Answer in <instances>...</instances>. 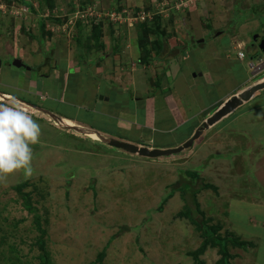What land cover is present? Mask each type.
<instances>
[{
  "label": "rangeland",
  "instance_id": "rangeland-1",
  "mask_svg": "<svg viewBox=\"0 0 264 264\" xmlns=\"http://www.w3.org/2000/svg\"><path fill=\"white\" fill-rule=\"evenodd\" d=\"M28 1L30 5L0 0V105L26 108L41 126L40 141L32 145V175L18 170L0 178V225H15L28 237L25 242L22 235L11 240L18 251L10 249L9 242L0 245V264L40 262L39 247H32L38 234L24 231L32 225L33 213L24 209L15 189L23 182V191L30 193L49 231L51 264H91L105 248L104 264H199L192 254L200 248L201 264H225L219 246L205 245L198 225L179 214L184 209L179 191L163 210L158 208L180 170L199 166L212 153L231 152L230 159L215 155L206 169H200V176L217 187L203 191L201 208L211 224L220 227L219 236L244 242H228L230 264H264V97L245 103L223 123L205 130L192 148L176 155L144 157L93 137L97 131L118 139L125 134L136 141L141 130L131 123L135 116L123 110V102L131 108L134 97L146 92L140 89L143 82L156 95L153 104H164L159 84L165 89L167 68L196 66L186 56V46L201 58L209 55L212 40L221 42L223 33L234 34L235 40L243 29L257 28L264 10L253 6L263 0H93L85 19L75 16L79 6L76 9L69 0H54V6ZM80 2V10L92 4ZM240 2L248 9H240ZM251 50L259 62L246 66L249 72L252 68V82H258L264 78V43ZM105 61L115 66L106 69L107 78L125 94L112 91L106 109L99 110L93 97L78 96L82 85L72 71L88 64L101 83L96 91L104 92L114 86L107 87V80L96 75L99 67H107ZM197 61L207 73L208 62ZM233 76L205 100L222 96L239 79ZM152 106L150 115L155 111ZM162 113L157 109L147 122L160 138L152 141L142 132L139 145L164 142L163 136L171 141L180 138L175 136L187 126L162 128L163 117L158 116ZM61 118L75 125L63 124ZM4 234L0 232V237Z\"/></svg>",
  "mask_w": 264,
  "mask_h": 264
},
{
  "label": "crops",
  "instance_id": "crops-1",
  "mask_svg": "<svg viewBox=\"0 0 264 264\" xmlns=\"http://www.w3.org/2000/svg\"><path fill=\"white\" fill-rule=\"evenodd\" d=\"M69 1H70V3H78L79 4V2L81 0H69ZM91 2L94 4L93 0H91ZM241 2L238 5L240 7V9H248V7H245V6L242 7ZM253 7L255 9H258L257 11H259V12L264 10V0L260 5H256V7L255 6H253ZM254 14H256V13H254ZM238 19H239V17H238ZM242 19H244V18H242ZM242 19H241V21H242ZM244 22L245 21H243L241 23H244ZM256 27L257 28H254V29H243L244 32H242V35H240V33H239V35H235V37H236L235 40H233L234 34L228 35L226 33H223L224 35H222V37L220 36L221 37L220 43H218L215 40L216 38L214 40H212L213 42L210 45H207V44L209 42H211V40L208 41V43L206 45L208 46L210 53L208 56L203 55L201 58H200V55L198 57V56H196V53H193V51H195V50L192 49L193 47L191 45L186 46L185 49H187V50L189 49V51H187V53H186L187 54L186 56L187 57L191 56V60L195 62L194 65L196 64L197 67L195 66L193 68V70H191L189 67H188V69L182 70V67L180 65H176L177 68H171L173 74H172V72H170L171 71L170 66L167 68V72H165L164 77H168L169 80H167L166 84H164L165 89H164V86H161L159 84L160 94L164 95L163 97L165 98V101H164L165 103L160 104V106H156L157 103L153 104L152 99H155L156 95L151 90L150 91L147 90V87L146 86L144 87L145 84L142 82L140 89H142L141 91H146L145 94H143L140 97H136V98L134 97L133 103L131 104V108H130V106H128V108L127 107L125 108V106H124L126 104L125 102H123L124 105L122 104V108L124 111L130 110L129 115L135 116L134 118H132L131 123L135 122L136 125L139 124L137 126L141 130L140 134L138 135V139L136 141L135 140L129 141V139H127L128 137L125 134H121L120 138H122V140H126L129 142H133V143L138 144V142L140 141L139 138H141L143 136L142 132H147L148 133L147 135L149 137H151L152 141H154L153 138L156 137L157 135H155L152 131H150V127L147 125V122H148V118L151 117V115H155L156 110L158 109V111L163 110V113L161 115H158V116L163 117L159 123V124H161L162 128L170 127V129H172L174 127L175 123L181 125V127L183 125L187 126V127H185L184 130H182L178 135L175 136V137L180 136V138L178 140L171 141L170 138L163 136L164 142H156V144L150 143L149 147L170 148V147L179 146L180 144H183L185 141H187L195 133L197 128L207 118H209L211 115H213V113L216 112L231 96H233L234 94L240 92L241 90L253 85L256 82V81L252 82V79H251L252 78V74H251L252 68H249L250 69V72H249L246 65H251L253 62H259L258 56H257V54H255L256 52L255 51L252 52V50H251L253 48H256L255 44L252 43L251 35L257 31L258 32L264 31V18H262V22L258 23V25ZM247 35H249V38L247 37ZM241 39H245L246 44L249 45V49H250L249 50V56L252 57L251 59H249V57L246 53H245L244 57H240L238 55L239 52H243V51L246 52L245 47L242 49L240 48V47H242L241 43H243V41ZM230 42H232V44H230ZM229 44H230V46H229ZM167 50L168 49L166 48V51ZM162 52H164V51H162ZM85 56H91V55H85ZM204 59H205V61H202V62H208V64H209V67L206 68L207 73H205L204 71H202L198 68L200 65H199L197 60H204ZM105 63H108V62L105 61ZM105 65H107V67L106 66L99 67V71L97 72L96 75L98 77H102V79H105V81L107 80L106 81L108 84L107 87L112 86V85H114V86H112L111 89L104 90V92L96 91V87H100L101 83L100 82L98 83V79L93 76L94 72H92V69H90L91 67H88V64L85 65L84 63H81V65L79 66V70L77 69L74 72L72 71V74L77 76L78 79L80 77V81H81V85H82L81 90H80L81 94H79L80 93V91H79L78 96L81 95V97H82V96L86 95V96L91 97V98L93 97L92 99H95V102H93V103L96 104L97 106L99 105V107H100L99 110H103V109L105 110L106 109L105 105H107V103L111 101L110 100L111 99L110 94H112V91H114V93H116V96L119 95V93H121V92L123 94H125L123 89L121 91L116 89L115 88L116 83L113 82V84H112L110 81L111 79L110 78L108 79L107 75L105 74L106 69L110 70L112 68H115L113 63L112 64L108 63ZM109 66L112 68H109ZM103 68H104V70H103ZM197 68H198V71H197ZM231 69L234 70V71H232V74L229 73V71H228ZM77 71L81 72L80 76H78ZM200 71H202V72L200 74H198ZM192 72H195V76H192ZM61 73L63 74L62 70L59 72L60 78L62 79ZM237 75L239 76V79L234 84L228 85V87H226V91H224L225 93L222 96L217 95V97H215V99L210 98L208 100H205V98L211 97V95H212L211 90H213V91L216 90L218 87L224 85V82L227 81L228 79H230L231 76H233V78H235V77H237ZM91 81H94L96 86L95 85L90 86ZM85 84H88L89 88ZM102 86H103V84H102ZM172 86H173V90H172ZM136 89H139V88L136 87ZM131 90L135 91V90H133V88ZM55 91L58 93L60 91V89L55 88ZM157 91L158 90H156V93H157ZM199 92H201L200 94H201L202 98H201L200 94H199V97L198 96L194 97V95L199 93ZM67 95L69 96V99H71L70 94L68 93ZM100 95H103L104 98L101 99ZM191 96H193V98ZM262 97H264V88L262 90H260L251 100H253L255 98H257V99L262 98ZM87 98H83V100H86ZM91 98H88V99L92 101ZM51 102H55V101L53 100ZM68 103L71 104L70 102H68ZM87 104H88V102H87ZM152 105H154L155 111H153V113L150 115V110L153 109ZM49 106H51V105L49 104ZM134 112H135V114H133ZM231 115H232V113L230 115H228L226 118L228 119V117H230ZM158 116H156V117H158ZM105 118L110 119V117L108 115H105ZM114 118H115L114 116H111L110 121L112 123H114L113 122ZM223 119L221 121H219L218 123H223L222 122ZM166 123H172V125H168ZM217 124H215V125H217ZM112 135L113 134H111L110 136H112ZM156 138H160V137L157 136ZM150 142H151V140H150ZM145 145H147V144H145Z\"/></svg>",
  "mask_w": 264,
  "mask_h": 264
},
{
  "label": "trees",
  "instance_id": "trees-1",
  "mask_svg": "<svg viewBox=\"0 0 264 264\" xmlns=\"http://www.w3.org/2000/svg\"><path fill=\"white\" fill-rule=\"evenodd\" d=\"M25 3L30 5L28 0H24ZM31 1V0H30ZM91 2V0H88ZM242 1V0H241ZM41 2L47 6H54V0H41ZM33 9V7H31ZM43 21V20H42ZM41 21V22H42ZM145 45H143V49ZM50 61V60H49ZM217 155L218 158H231L233 153H212L210 154L206 160L202 161L199 166L195 168H190L188 170H180L179 178L169 187L171 190L169 191L168 196L163 199V202L160 204L158 210H163L167 201L174 196V194L179 191L181 193V197L184 200V209L179 212V214L185 216L188 220H190L193 224L196 223L198 227L202 230V234L205 237V245H209L210 243L219 246L223 258L225 259V264H230L229 259L232 256L228 250V242L236 243L237 245L244 244V242H236V240L231 239L228 235L224 237L219 236V226H214L211 224L212 221L206 218V210L202 209V202L200 201L201 194L203 191H207L208 189L217 190V187L207 182L203 177L200 176L199 172L200 169L204 170L208 167L209 161L215 158L214 156ZM200 183L198 184V181ZM26 185L25 182L20 183L16 186V191L20 194L22 203L24 205V209L28 210L30 213H33V222L32 225L25 226V230L27 232L35 231L38 236H36V241L32 242L33 245H37L40 249L39 260L38 264H51V260H54V254L51 253L50 247L48 246V229L45 227L43 218L41 216V212L38 210L36 206L33 205L30 197V193L23 191L24 186ZM1 214V213H0ZM6 226V227H5ZM2 226L0 225V232H4L5 236L0 237V245L3 243L9 242L11 244L10 249L18 251V244L11 243L13 239L15 242V237H20L22 235L21 241L25 242L28 237H25L26 234L19 233V229L13 225V227L9 225ZM5 227V228H4ZM128 226H122L121 229H125ZM128 229V228H127ZM30 238V237H29ZM52 241V240H51ZM201 249L195 251L192 256L195 258L196 262L199 264L202 263V260L199 258L201 253ZM204 250V249H203ZM106 248L98 254V259L91 264H104L103 259L106 257Z\"/></svg>",
  "mask_w": 264,
  "mask_h": 264
},
{
  "label": "clouds",
  "instance_id": "clouds-1",
  "mask_svg": "<svg viewBox=\"0 0 264 264\" xmlns=\"http://www.w3.org/2000/svg\"><path fill=\"white\" fill-rule=\"evenodd\" d=\"M90 5H93V3L83 6L80 10L81 3H75L74 7L76 9L79 6L78 10L75 12V16L80 17V19L81 17L85 19L87 6ZM241 40L243 43H241L242 47L240 48L242 49L245 47L246 52H239L238 55L240 57H244L246 53L249 57L250 49L246 44L245 39ZM251 58L252 57L250 56L249 59ZM262 80H264V78L260 81ZM40 136V124L35 119H33L32 115H30L25 109L19 107L16 104L11 106L0 105V178L5 175L13 174L18 170H23L26 176L32 175V161L34 158L32 145L39 143Z\"/></svg>",
  "mask_w": 264,
  "mask_h": 264
},
{
  "label": "water",
  "instance_id": "water-1",
  "mask_svg": "<svg viewBox=\"0 0 264 264\" xmlns=\"http://www.w3.org/2000/svg\"><path fill=\"white\" fill-rule=\"evenodd\" d=\"M2 61L0 59V66ZM21 62H16V65H20ZM264 88V80L254 83L253 85L241 90L240 92L231 96L216 112L213 113L209 118H207L195 131L193 136H191L183 144L170 147V148H150L148 146L139 145L126 140L118 139L116 137L110 136L105 133L95 132L93 134L94 139L101 141L112 147L124 150L128 153L138 154L140 156L149 158H158L162 156H171L183 152L185 149L193 147L195 141L200 138L205 130L211 128L216 123L221 121L223 118L227 117L233 113L238 107L249 102L260 90ZM103 99V95H100Z\"/></svg>",
  "mask_w": 264,
  "mask_h": 264
},
{
  "label": "flooded vegetation",
  "instance_id": "flooded-vegetation-1",
  "mask_svg": "<svg viewBox=\"0 0 264 264\" xmlns=\"http://www.w3.org/2000/svg\"><path fill=\"white\" fill-rule=\"evenodd\" d=\"M251 37H252V43L253 42H257L258 41V45H256V47L257 46H260V45H262V43H263V41H264V31H262V32H254L252 35H251ZM250 37V38H251ZM248 47H249V45H248Z\"/></svg>",
  "mask_w": 264,
  "mask_h": 264
},
{
  "label": "bare ground",
  "instance_id": "bare-ground-1",
  "mask_svg": "<svg viewBox=\"0 0 264 264\" xmlns=\"http://www.w3.org/2000/svg\"><path fill=\"white\" fill-rule=\"evenodd\" d=\"M25 110H26V108H25ZM60 120L62 121L61 123L66 124V125H69V126H74L75 125V123L72 120L68 119V118H61Z\"/></svg>",
  "mask_w": 264,
  "mask_h": 264
},
{
  "label": "built area",
  "instance_id": "built-area-1",
  "mask_svg": "<svg viewBox=\"0 0 264 264\" xmlns=\"http://www.w3.org/2000/svg\"><path fill=\"white\" fill-rule=\"evenodd\" d=\"M115 16H116V13H114ZM121 17H123L121 14L118 16V19H121Z\"/></svg>",
  "mask_w": 264,
  "mask_h": 264
}]
</instances>
